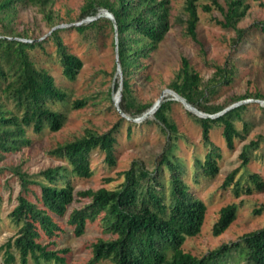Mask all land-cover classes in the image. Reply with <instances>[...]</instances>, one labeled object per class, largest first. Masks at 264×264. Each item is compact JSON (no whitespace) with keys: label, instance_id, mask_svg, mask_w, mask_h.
I'll list each match as a JSON object with an SVG mask.
<instances>
[{"label":"trees","instance_id":"16d2710c","mask_svg":"<svg viewBox=\"0 0 264 264\" xmlns=\"http://www.w3.org/2000/svg\"><path fill=\"white\" fill-rule=\"evenodd\" d=\"M195 1L187 0L185 6L187 32L194 40L198 22ZM246 1L230 0L224 12L218 0H212L214 7L223 13L224 20L219 22L221 27L236 32L235 43L241 42L244 37L245 30L237 29V24L249 8ZM52 2L0 0V162L8 154L18 152L31 143L28 132L41 134L45 129L58 131L66 119L64 112L56 107L67 101V94L56 85L48 69L36 65L31 53L35 49L44 51L45 45L52 43L62 76L74 81L83 62L63 44L61 33L71 29L83 34L87 30L98 29L103 23L110 24L114 32L113 23L105 17L78 26L57 28L59 25L54 22L51 11ZM20 6L35 8L51 26L45 40L33 41L30 36H17L7 30L8 22L14 18ZM204 8L207 12L211 10V7ZM100 10L109 11L116 21L121 81L115 82L113 92L116 94L120 88L119 108L130 120L124 117L107 133L99 135L88 132L86 136L51 151L50 154L64 161V165L48 167L32 177L16 171L20 190L9 217L17 227V233L5 245V264H12L16 258L19 264H66L68 250L53 249L57 240L65 227L72 230L74 236H81L89 224H96L103 236L108 238H99L91 245L92 256L85 264H98L101 261L108 264H264V226L200 258L183 251L185 238L200 232L205 205L190 194L184 178L185 166L175 155L178 137L176 126L168 116L173 104L169 97H164L152 114L153 120L167 129L169 140L154 169L148 171L133 164L123 172L124 180L118 188L78 192L77 195L85 203L81 208L73 209L64 225H60L73 201L69 178L92 176L89 157L95 150L103 153L107 164L113 166L116 134L121 122H125L130 134L133 120L152 108V104L140 105L136 102L131 75L139 68L140 61L157 48L170 28L168 0H87L79 21L96 16ZM253 27L264 36V21L255 23ZM235 75L233 66L217 67L213 78L201 89V78L183 58L180 71L169 88L199 112L215 115L229 105H205L200 100L206 91L213 93L219 86L231 84ZM247 98L264 100V95H244L236 103ZM83 105L84 102L75 101L72 106L79 108ZM247 108L248 105L241 104L215 118L199 117L189 112L200 125L204 145L208 148L203 159H195L194 182H197L199 174L213 178L218 173L221 155L210 141V131L221 128L223 139L231 150L234 139L241 137L236 121L242 120V113ZM247 128L243 124L245 131ZM253 147H256V143H252L250 148ZM250 155L249 149L241 154L243 167L249 163ZM239 173V170H234L224 182V188L230 187L235 197L250 195L264 188L259 175H242L235 180ZM237 211L236 204L223 207L213 225L212 234H222L234 221Z\"/></svg>","mask_w":264,"mask_h":264},{"label":"rangeland","instance_id":"374dc122","mask_svg":"<svg viewBox=\"0 0 264 264\" xmlns=\"http://www.w3.org/2000/svg\"><path fill=\"white\" fill-rule=\"evenodd\" d=\"M168 1L170 28L157 48L140 61L139 68L131 75V86L134 98L140 105H154L161 95L173 100L168 116L177 129L175 155L185 166L184 178L190 194L205 205L204 221L199 234L185 238L182 249L200 258L223 245L235 243L244 234L264 226V210L255 213L264 208V188L239 197L233 195L230 187L224 188L226 177L236 169L240 173L235 180L242 175L246 177L247 174H257L264 183V100L247 98L241 101L248 108L242 113V120L236 121L241 137L234 139L231 150L223 139L221 128L210 131V141L221 155L218 160V173L213 178L199 174L197 182H194L195 159H203L208 148L204 145L200 125L189 114L191 111L168 91L180 71L182 59L185 58L191 69L201 78V89L213 78L217 67L233 66L236 69L233 82L219 86L213 93L206 91L200 100L201 104L232 106L244 95L263 96L264 36L253 25L264 21V0L246 1L249 8L237 24V29L245 32L242 41L238 43L234 42L236 32L219 24L224 16L214 7L212 0L195 1L198 15L196 40L187 32V0ZM229 1L218 0L224 12ZM86 2L87 0H53L51 11L54 22L58 25L80 23L83 21H79L81 10ZM204 7H211V10L207 12ZM7 30L17 36H30L33 41H43L50 34L51 26L35 8L20 6L14 18L8 22ZM61 38L68 50L83 64L76 79L68 81L61 74L52 43L46 44L44 51L35 49L31 53L36 65L48 69L56 85L67 94V101L56 107L64 112L66 119L58 131L45 129L41 134L28 132L31 143L18 152L8 154L0 162V264H5V245L17 233V227L9 217L20 190L16 171L32 177L48 167L64 165V161L52 156L50 152L86 136L88 132L99 135L107 133L124 118L115 109L118 93L115 94L113 88L117 80L121 81V71L119 73L117 70L115 33L110 24L103 23L98 29H90L83 34L68 29L61 33ZM75 101H82L84 105L73 108ZM138 119L133 120L130 134L125 122H121L116 134L113 166L107 164L103 153L95 150L89 157L92 176L69 178L73 201L60 225H64L67 215L73 209L81 208L85 203L77 195L78 192L118 188L124 180L123 172L129 170L133 164L148 171L154 169L169 143L167 129L159 126L152 115L145 119V123ZM243 124L248 127L246 131ZM252 143H256V147L250 148ZM246 149H249L251 159L243 167L241 154ZM229 204L238 206L236 217L222 234L214 236L212 228L219 218V212ZM99 238L108 237L103 236L96 224H89L81 236H74L72 230L65 227L53 249L68 250L66 264H85L92 256L91 245ZM12 264H19L18 258ZM98 264L108 262L101 261Z\"/></svg>","mask_w":264,"mask_h":264},{"label":"water","instance_id":"95a60500","mask_svg":"<svg viewBox=\"0 0 264 264\" xmlns=\"http://www.w3.org/2000/svg\"><path fill=\"white\" fill-rule=\"evenodd\" d=\"M101 17H105L107 19H109L112 23H113V27H114V33H115V46H116V57H117V70L118 72L120 73V68H119V61H118V53H117V25H116V21H115V18L113 17V15L107 11V10H102L101 13L97 14L96 16L94 17H91V18H87L83 21H81L80 23H77V24H68V25H59L57 26V28H64V27H68V26H78L82 23H87V22H91L93 20H97L98 18H101ZM54 30V29H53ZM17 40H20V41H26L28 42L29 40H23V39H19V38H16ZM31 42V41H29ZM118 95H117V99L115 101V109L117 110V112L125 117V118H128L126 117L120 110L119 108V101H120V88H119V91L117 92ZM168 93H170L173 97H175L176 100L180 101L187 109H189L192 113H194L195 115L199 116V117H204V118H215V117H218L220 115H222L224 112H226L227 110L229 109H232L238 105H241V104H244L245 102H238L232 106H229L228 108H226L225 110H223L222 112L220 113H217L215 115H208V114H203L201 112H199L198 110H196L194 107H192L191 105H189L183 98H181L180 96H178L174 91L172 90H169ZM164 98V95H161L158 99V101L153 105V107L147 112L145 113L142 117H140L138 119V121H141V120H145L146 118L150 117L156 110L157 108L159 107L160 103L162 102ZM259 102V101H258ZM264 103V101H263ZM129 119V118H128Z\"/></svg>","mask_w":264,"mask_h":264}]
</instances>
